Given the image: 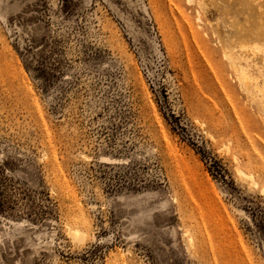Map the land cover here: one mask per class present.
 <instances>
[{
  "label": "rangeland",
  "instance_id": "374dc122",
  "mask_svg": "<svg viewBox=\"0 0 264 264\" xmlns=\"http://www.w3.org/2000/svg\"><path fill=\"white\" fill-rule=\"evenodd\" d=\"M263 191L264 0H0V264H264Z\"/></svg>",
  "mask_w": 264,
  "mask_h": 264
},
{
  "label": "bare ground",
  "instance_id": "6f19581e",
  "mask_svg": "<svg viewBox=\"0 0 264 264\" xmlns=\"http://www.w3.org/2000/svg\"><path fill=\"white\" fill-rule=\"evenodd\" d=\"M205 4V3H204ZM205 6V5H204ZM215 33V32H214ZM240 71V70H239ZM244 79V78H243ZM246 81V79L244 80V82ZM245 84H246V82H245ZM253 87H256V86H253ZM243 176H246V177H248V175H246V174H243V173H241ZM249 178V177H248ZM264 192V191H263Z\"/></svg>",
  "mask_w": 264,
  "mask_h": 264
}]
</instances>
